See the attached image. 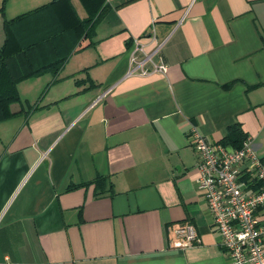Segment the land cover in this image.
<instances>
[{"label": "crops", "instance_id": "crops-1", "mask_svg": "<svg viewBox=\"0 0 264 264\" xmlns=\"http://www.w3.org/2000/svg\"><path fill=\"white\" fill-rule=\"evenodd\" d=\"M50 1L5 0L0 45L5 19ZM104 4L0 121V264H228L190 127L223 142L234 126L264 158V0ZM151 31L166 74L127 75L132 38ZM185 224L200 241L173 247Z\"/></svg>", "mask_w": 264, "mask_h": 264}, {"label": "built area", "instance_id": "built-area-1", "mask_svg": "<svg viewBox=\"0 0 264 264\" xmlns=\"http://www.w3.org/2000/svg\"><path fill=\"white\" fill-rule=\"evenodd\" d=\"M161 45L154 31L133 37L127 75L166 74ZM190 143L198 156L194 182L204 194L228 264H264V158L250 136L234 147L208 139L191 125ZM199 241L192 224L174 230L173 247Z\"/></svg>", "mask_w": 264, "mask_h": 264}, {"label": "trees", "instance_id": "trees-1", "mask_svg": "<svg viewBox=\"0 0 264 264\" xmlns=\"http://www.w3.org/2000/svg\"><path fill=\"white\" fill-rule=\"evenodd\" d=\"M87 17L80 18L71 0H52L4 20L5 38L0 45V121L13 115L10 106L20 101L17 84L49 70H61L68 56L97 22L105 0H81ZM5 0H1L3 12ZM245 136L232 126L224 143L241 145ZM97 182H103L98 178Z\"/></svg>", "mask_w": 264, "mask_h": 264}]
</instances>
